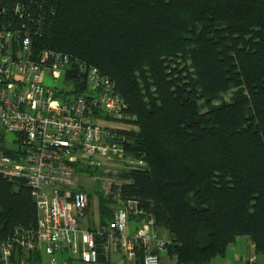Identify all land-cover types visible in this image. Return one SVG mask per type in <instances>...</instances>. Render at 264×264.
<instances>
[{"label":"trees","instance_id":"16d2710c","mask_svg":"<svg viewBox=\"0 0 264 264\" xmlns=\"http://www.w3.org/2000/svg\"><path fill=\"white\" fill-rule=\"evenodd\" d=\"M47 10L54 15L35 46L98 69L137 119L139 131L113 141L146 168L126 174L119 199L100 194L102 226L108 204L134 199L176 264H211L239 237L261 264L264 0H56ZM37 223L25 182L0 174V244ZM12 259L42 260L21 250Z\"/></svg>","mask_w":264,"mask_h":264},{"label":"built area","instance_id":"2783aa9c","mask_svg":"<svg viewBox=\"0 0 264 264\" xmlns=\"http://www.w3.org/2000/svg\"><path fill=\"white\" fill-rule=\"evenodd\" d=\"M55 1L0 0V174L24 181L38 208L35 228H18L0 244V264H12L18 250L58 264L55 255L65 248L96 264L101 252L114 247L127 260L142 253L143 264H161L158 252L168 242L138 201L118 203L107 226L84 224L90 201L78 188L82 173L100 185L101 195L119 199L126 174L144 170L146 163L113 141L117 133L139 131L115 84L96 68L35 46L33 37L45 34L54 15L47 6ZM74 64L84 74L83 88ZM45 75L56 86L44 85ZM11 134L17 136L13 141ZM130 217L140 220L131 235ZM246 264H259L258 256L252 254Z\"/></svg>","mask_w":264,"mask_h":264},{"label":"rangeland","instance_id":"374dc122","mask_svg":"<svg viewBox=\"0 0 264 264\" xmlns=\"http://www.w3.org/2000/svg\"><path fill=\"white\" fill-rule=\"evenodd\" d=\"M44 85L49 86V87L56 86V84H54V82L52 81V78L50 75H45ZM232 97H233L232 93H229L224 96V99L225 101L229 102L232 100ZM216 104H219V102H217ZM205 111L206 110H204L203 112ZM9 137L11 141L17 138V136L14 134L9 135ZM78 184H79L78 188L85 190L86 192L90 190H95L96 192H98V194L96 193L94 194V197L92 200H90L89 198L90 209L88 211L87 222H88V225L90 223L89 226H92V227L101 226V224L99 225L97 223H103V221L107 220L108 217L101 214L100 212L101 203L99 200V196H101L100 194H102L100 185L90 179L87 171L82 173L81 177L78 178ZM103 197L110 199L109 197H105V196ZM108 206L110 208V211L113 214L112 217L108 219V220H111L114 217L116 209L118 208V203L114 202L113 204H108ZM94 209L97 210L95 211V213L93 212ZM254 253H255V250L252 248L250 240L247 237H239L237 238L236 242L227 249V252L223 257L215 258L211 262V264H242V261L244 259L248 260V258ZM165 264H171V263L168 261H165Z\"/></svg>","mask_w":264,"mask_h":264},{"label":"crops","instance_id":"0c3cea01","mask_svg":"<svg viewBox=\"0 0 264 264\" xmlns=\"http://www.w3.org/2000/svg\"><path fill=\"white\" fill-rule=\"evenodd\" d=\"M95 211H97V210L94 209L93 212L95 213ZM84 224L86 227H92V226H89L90 223L88 225L87 220L84 222ZM97 224H99V225L101 224V226H102V223H97ZM139 225H140V220L133 218L129 222L127 233L129 235L133 234L138 229ZM160 237H162L163 239L166 240L165 235L161 234ZM251 246L254 249V246L252 244H251ZM38 254H40V253H38ZM158 254L160 256L161 264H165V261H168L171 264H176L175 259L168 254L167 248L161 252H158ZM40 256H41L42 260L39 264H48L49 263L50 258L48 256L43 255V254H40ZM15 258H17V256ZM55 259H56L58 264H90V263H84L81 259L80 253L79 254H73L69 248H65L63 250V252L55 255ZM11 261H12V264H14L13 259ZM246 262H247V259H244L242 261V264H246ZM260 263L264 264V260H261ZM96 264H143V254L142 253L138 254L135 260L130 261V260H127L122 255V253L114 247V248H112V250L109 251L108 254L101 252L99 262Z\"/></svg>","mask_w":264,"mask_h":264}]
</instances>
